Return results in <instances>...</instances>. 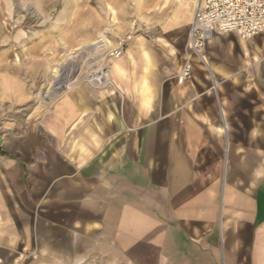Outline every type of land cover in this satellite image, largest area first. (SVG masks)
Listing matches in <instances>:
<instances>
[{
	"label": "crops",
	"instance_id": "1",
	"mask_svg": "<svg viewBox=\"0 0 264 264\" xmlns=\"http://www.w3.org/2000/svg\"><path fill=\"white\" fill-rule=\"evenodd\" d=\"M179 1L52 99L47 55L0 54V264H264V33L200 62Z\"/></svg>",
	"mask_w": 264,
	"mask_h": 264
},
{
	"label": "rangeland",
	"instance_id": "2",
	"mask_svg": "<svg viewBox=\"0 0 264 264\" xmlns=\"http://www.w3.org/2000/svg\"><path fill=\"white\" fill-rule=\"evenodd\" d=\"M157 4L158 0H0V54L47 55V85L58 90L62 80L68 85L100 68L119 38L138 32L135 37L150 39L159 16Z\"/></svg>",
	"mask_w": 264,
	"mask_h": 264
},
{
	"label": "built area",
	"instance_id": "3",
	"mask_svg": "<svg viewBox=\"0 0 264 264\" xmlns=\"http://www.w3.org/2000/svg\"><path fill=\"white\" fill-rule=\"evenodd\" d=\"M264 33V0H201L191 25L188 48L200 62L202 52L213 35L236 34L250 40ZM119 38L107 57L123 56L135 35ZM193 75V63L186 60L177 72V82L184 83Z\"/></svg>",
	"mask_w": 264,
	"mask_h": 264
},
{
	"label": "bare ground",
	"instance_id": "4",
	"mask_svg": "<svg viewBox=\"0 0 264 264\" xmlns=\"http://www.w3.org/2000/svg\"><path fill=\"white\" fill-rule=\"evenodd\" d=\"M68 54V53H67ZM61 64V63H60ZM59 72H57V74H55V76H54V80H56V79H58L57 77L59 76ZM57 81V80H56ZM53 88L51 89V90H49L48 92H47V94H44L45 96H48L49 95V97H50V95L52 94V93H56V91H57V89H55V87L54 86H52ZM57 94V93H56ZM45 98V97H44ZM51 98V97H50ZM52 99V98H51Z\"/></svg>",
	"mask_w": 264,
	"mask_h": 264
},
{
	"label": "water",
	"instance_id": "5",
	"mask_svg": "<svg viewBox=\"0 0 264 264\" xmlns=\"http://www.w3.org/2000/svg\"><path fill=\"white\" fill-rule=\"evenodd\" d=\"M0 144H1V140H0Z\"/></svg>",
	"mask_w": 264,
	"mask_h": 264
}]
</instances>
